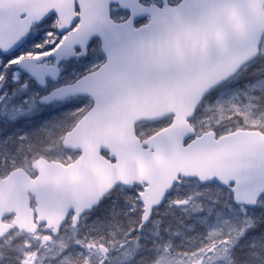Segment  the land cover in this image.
Returning <instances> with one entry per match:
<instances>
[{"label":"snow or ice","instance_id":"obj_1","mask_svg":"<svg viewBox=\"0 0 264 264\" xmlns=\"http://www.w3.org/2000/svg\"><path fill=\"white\" fill-rule=\"evenodd\" d=\"M0 264H264V0H0Z\"/></svg>","mask_w":264,"mask_h":264}]
</instances>
